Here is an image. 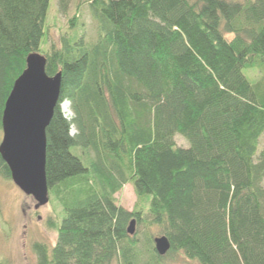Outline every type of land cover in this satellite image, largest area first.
<instances>
[{"label":"trees","instance_id":"1","mask_svg":"<svg viewBox=\"0 0 264 264\" xmlns=\"http://www.w3.org/2000/svg\"><path fill=\"white\" fill-rule=\"evenodd\" d=\"M51 1L0 0V131L29 54L61 72L46 127L56 240L33 244L37 264H165L177 250L200 264H264V0H87L93 41L77 34L75 0L72 34L46 48ZM0 175L11 179L1 155ZM126 183L132 209L115 198ZM132 218L143 242L127 232Z\"/></svg>","mask_w":264,"mask_h":264},{"label":"water","instance_id":"2","mask_svg":"<svg viewBox=\"0 0 264 264\" xmlns=\"http://www.w3.org/2000/svg\"><path fill=\"white\" fill-rule=\"evenodd\" d=\"M46 57L40 52L26 58V67L14 80L5 101L2 117L0 155L7 163L11 179L38 204L48 202L46 180V127L58 103L61 72L48 75ZM135 218L127 225V232H135ZM154 247L164 255L170 242L164 235L155 236Z\"/></svg>","mask_w":264,"mask_h":264},{"label":"rangeland","instance_id":"3","mask_svg":"<svg viewBox=\"0 0 264 264\" xmlns=\"http://www.w3.org/2000/svg\"><path fill=\"white\" fill-rule=\"evenodd\" d=\"M75 0H71L66 12L58 8L57 0H52L48 13V32L46 48L52 44L59 45L62 36L72 34L67 24L74 11ZM81 27L77 29V34L81 33L85 41H93L97 38L96 21L91 13L89 3L83 0L80 21ZM248 69L244 72L249 77ZM253 81L252 78H250ZM62 113L70 118L73 111L69 101L60 104ZM74 133V127L71 129ZM2 131H0V141ZM174 140L178 145L187 146V140L180 134L174 135ZM264 138H260V142ZM118 204L127 209H132L136 202L131 183H126L115 193ZM59 210L57 203L47 202L38 204L31 196L25 194L12 179H7L0 175V262L7 260L10 264H37V255L33 244L43 241L53 244L56 240V231L48 225L47 218L54 216ZM138 239L143 242L145 235L143 226H135ZM156 231L154 227L151 228ZM165 264H200L197 260L191 259L181 250L174 251L164 258ZM111 264H117L113 261Z\"/></svg>","mask_w":264,"mask_h":264}]
</instances>
